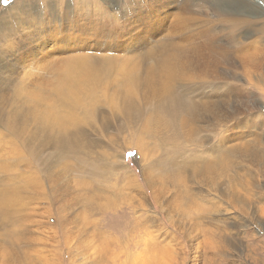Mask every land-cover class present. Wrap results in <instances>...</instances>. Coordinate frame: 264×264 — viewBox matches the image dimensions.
<instances>
[{
	"label": "bare ground",
	"instance_id": "6f19581e",
	"mask_svg": "<svg viewBox=\"0 0 264 264\" xmlns=\"http://www.w3.org/2000/svg\"><path fill=\"white\" fill-rule=\"evenodd\" d=\"M47 1L15 0L3 10V13L0 12V35L6 39L5 44L0 46V60L8 57L9 60L14 59L16 48L13 42L16 36L25 32V28L36 14L34 11L37 10L38 5L46 4ZM117 4L118 0H96L82 6H86L85 10H89L90 7L93 11H102L107 7L114 8ZM160 4L161 8L164 7L163 10H186V7L180 6L177 0H164ZM62 5L61 13L66 18L65 10L68 14L70 6L64 3ZM72 12L74 14L75 10ZM77 13L82 12L77 10ZM186 21H188V17L180 16L174 23L171 22V34L175 32L177 35L184 29ZM138 24L146 29V25ZM26 38L33 39L30 34H27ZM164 47L166 44L158 48ZM183 52V49L172 47L150 54L146 59L152 58L156 64L147 63V68L159 69L163 67L168 75L153 79L152 72L141 75L129 74L122 84L114 89L113 94L102 90L99 87L101 80L92 73L98 66L112 67L111 57L101 59L74 57L60 62L53 60L56 54L51 53L47 56V63L53 60L49 64L47 78L37 76L31 80L29 75L23 76L15 81L17 84H14L12 88L5 86V83L10 82V76L14 72L17 73V69L12 68L10 62L9 67L0 63V126L4 129V132H0V173L11 172L12 168H15L12 171L14 178L6 177L7 179L0 181V184L5 187L0 194V230L4 229L5 223L11 227L6 236L8 238L0 234V264H37V262L38 264H52L51 261L63 264L52 248L54 244H47L30 237V229H25L23 224L25 220L35 218L37 228L45 231L50 240L55 236V231L49 228L48 224L46 228L44 227L41 216L42 208L40 209L34 204V201L42 199L45 194L44 182L42 183L41 179L37 180V176L28 172L31 177H29L30 183H32L30 188L33 191V194H30L32 191H29L30 188L27 187V192L32 197L29 199L27 194L22 192L16 174L20 167L24 169L31 163L29 160H40L49 150L54 151L58 158L69 153L77 155L81 161H87L91 155H95L94 157L104 155L106 161L113 166V163H117L115 161L116 154L113 151L112 153L107 151L108 149L103 151L102 149L105 148L103 143H92L88 133L90 134L93 130L110 133L117 116L121 119L118 124L120 132L128 133L132 137L130 144L138 148L141 159L143 158L145 161V156H154L158 151L160 152L158 159L143 170L146 185L158 198H160V194L156 187L158 183L163 184V178L183 187L185 189L184 197L188 202L193 200V196L207 197L208 191L213 192L214 198L207 202L209 205L201 206L202 224L197 222L198 218L184 210L189 219L188 223L192 226L189 234L192 238L195 239L200 233L205 232V223L216 224L221 229H227L229 222L233 221L234 230H242L245 233L247 227L240 221L242 209L231 203L229 198L237 196L232 193L231 187L241 184L235 177L236 173L244 168L243 163L252 167V170L243 172L244 177L247 174L256 179L260 177L264 183V132H260L255 123L245 120L248 116H259L261 125H264V112H262L264 108L259 102H255L246 110L235 109L228 121L233 128L227 129V144L231 145L227 146L226 141L217 133L215 137L211 134V131L216 132L215 128H218L226 120L223 104L217 102L211 95L201 98L192 96V98L186 99L184 95L176 94L172 85V80L175 78L184 79L191 75L206 82L217 80L220 85H223L222 74L215 75L213 71L220 63V52L217 49L207 58L195 56L177 58L175 56V53ZM262 56H264V45L258 46L255 53L247 55L245 61L248 66L247 76H255L258 84L264 86ZM22 71L19 70L17 74ZM27 87L34 88V91L27 92ZM134 88L143 91L150 89L152 95L154 93L157 95L154 100L146 97L147 104L150 105L148 109L139 104ZM8 94L13 96L11 98L13 107H10V110L5 108L8 102L4 101ZM103 107L109 108L107 110H111L110 112L115 115L113 121H110L109 117H103ZM181 140L194 142L196 149L186 156L185 152L177 151L174 148L170 156L166 151V146L175 147ZM109 141L113 142V139L110 138ZM27 156H30L31 159ZM52 167L53 163L47 170L50 181L53 179ZM163 173L165 174L161 176ZM24 175L21 174V176ZM131 175L128 178L131 191L137 193L138 206L144 208L147 194L139 184L140 182L131 178ZM214 176L218 180L216 185L213 184ZM259 184L260 194H262L264 185L262 182ZM65 185L67 184L65 183ZM190 185L197 186L196 195L191 194L188 190ZM58 187L62 186L58 184ZM72 190L71 193L68 192L69 195L73 194ZM52 191L58 194V189L54 188ZM42 193L43 195H41ZM90 195L91 193L87 196L88 199L85 197L84 205L90 206V209L96 206L95 211H98V207L104 209L102 201H107L109 198L98 194L97 191L95 197L92 195L89 199ZM120 195L122 194H117V196ZM144 202L145 204H142ZM255 209L249 222L253 225L257 221L259 227L264 229V204L256 206ZM155 223L154 216H147L145 225L134 224L125 226L121 230L109 222L107 224L96 223L83 229L81 238L74 236L80 243L79 247L76 246L78 249L74 247L75 245L69 246L71 252L68 253L72 255L69 259L72 264L77 262L78 264H165V257L168 256L167 260L171 264L172 260L181 254L182 249L175 251L171 247H161V242L158 241L161 229L158 225H154ZM196 226L201 227L200 231ZM117 232L125 239H119L116 236ZM213 236L220 239L228 237L223 232H215ZM55 240L52 239L53 242ZM22 243L25 244L24 247L20 245ZM21 248H28L35 252L36 260L26 263L6 260L8 250L13 252ZM193 250L198 254L195 249ZM202 253L204 256L209 254L221 259L220 251L211 245L204 248ZM45 254L50 255L49 260L51 261L42 256Z\"/></svg>",
	"mask_w": 264,
	"mask_h": 264
},
{
	"label": "rangeland",
	"instance_id": "374dc122",
	"mask_svg": "<svg viewBox=\"0 0 264 264\" xmlns=\"http://www.w3.org/2000/svg\"><path fill=\"white\" fill-rule=\"evenodd\" d=\"M93 1L96 0H48V3L38 5L37 10L34 11L36 14L25 28V32L18 34L13 42L16 48L14 59L9 60L8 57L0 60L1 64L8 67L9 62L12 63L11 67L16 68L17 73L23 70L19 74L14 72L10 76V82L5 83V86L12 88L14 84H17L16 80L27 75L31 80L37 76L47 78L49 64L53 60L62 62L74 57L89 59L111 57L112 67L98 66L92 73L101 80L99 87L113 94L114 89L121 85L129 74L141 75L152 72L153 79L166 77L168 74L165 68L148 69L146 65L147 63L156 64L152 58L148 60L146 57L160 49L172 47L183 49V53H175L177 58L184 56L207 58L218 49L220 63L213 71L215 75L222 74L224 84L220 85L217 80L206 82L191 75L184 79L172 80L175 93L184 95L186 99L192 96L201 98L211 95L217 102L222 103L226 120L215 128L216 132L211 131V134L215 137L217 133L226 141V144L227 129L233 128L228 122L229 117L235 109L246 110L255 102H259L264 108V86L258 84L255 76H247L248 66L245 61L247 55L255 53L258 46L264 45V0H177L180 6L186 7L185 11L163 10L164 7L161 8L160 3L164 0H118L116 7H107L102 11H93L90 7L89 10H85L86 6H82ZM14 2L15 0H7L5 3V0H1L0 12L3 13V10ZM62 3L70 6L68 14L65 10L66 18L61 13ZM73 10H75L74 14ZM77 10L82 13H77ZM180 16L188 17V21L177 35L175 32L171 34V22L174 23ZM138 23L146 25V29ZM27 34H30L33 39L28 40ZM5 40V37L0 35V46L5 44ZM164 44L166 47L158 48ZM51 53L56 54V57L47 63V56ZM262 58L264 61V56ZM27 89L32 90H27L29 93L34 91L32 87H27ZM134 90L137 92L139 104L145 109L150 106L147 104L146 97L154 100L157 96L155 93L152 95L150 89L143 91L134 88ZM12 97L8 94L6 99L4 98V101L9 103L6 104V109L10 110V107H13ZM107 109L109 110V108H102L103 117H109V120L113 121L115 115ZM120 120L117 116L110 133L100 130L88 133L92 143H103L105 147L103 151L108 149L107 151L111 153L113 151L116 154L117 157L114 160L117 163H113V166L106 161L104 155L96 156L97 158L91 155L89 157L91 160L88 158L87 161H81L77 155L69 153L58 158L54 151L49 150L45 152L42 159L29 160L31 163L28 165L24 163L27 169L20 167L16 177L20 181L22 192H25L29 199H32L30 194H33V191L30 188L32 183H30L31 177L28 172L37 176V180L41 179L42 183L44 182L45 194L42 193V199L34 201V204L42 208L41 216L44 227L46 228L48 224L49 228L55 231V236L50 240L45 231L37 228L35 218H33L23 222L25 229L29 228L31 231L29 236L47 244L53 243L52 248L63 264H72L69 259L72 256L68 253L71 252L69 246L79 247L80 242L74 236L81 238L83 229L96 223L107 224L109 222L121 230L125 226L134 224L145 225V218L154 216L156 218L154 225H158L161 229L158 237V241L161 242L160 246L171 247L175 251L182 249L181 254L173 259L171 264H264V229L259 227L257 221L253 225L249 222L255 213V207L264 204V190L260 194L259 182L263 185L264 183L260 177L252 178L248 174L244 177L243 172L252 170V167L243 163L244 168L239 170L235 177L241 184L231 187L232 193L237 196L229 198L231 203L242 209L240 221L247 227L245 233L242 230H234L233 221L229 222L227 229H221L216 224L205 223V232L200 233L194 239L189 235L192 226L188 223L189 219L184 210L189 211L190 215L198 218L197 222L202 224L201 206L209 205L207 202L214 198L213 192L208 191L207 197L193 196V200L188 202L184 197L183 187L163 178V184L158 183L156 187L160 194L158 198L146 185L143 170L158 159L160 152L158 151L154 156H145V161L141 159L138 148L130 144L132 137L128 133L120 132L118 126ZM245 120L255 123L258 130L264 132V125H261L259 116H248ZM98 126L100 127V124ZM0 132H4L1 126ZM110 138L113 142L109 141ZM227 146L231 145L227 144ZM174 148L185 152L188 156L196 149V144L181 140L175 147L167 145L166 151L170 156ZM27 157L31 159L30 156ZM52 163L53 179L50 181L47 170ZM14 169L12 168L11 172L0 173V181L7 179L6 177L14 178L12 172ZM21 174L25 175L21 176ZM129 175L138 183L140 182L139 184L147 194L144 208L138 206L137 193L131 191V185L128 182ZM57 183L62 187H58ZM217 183V177L214 176L213 184ZM27 187L32 193L27 192ZM54 188L58 189V194L53 193ZM196 188L197 186L190 185L188 190L191 194H195ZM4 189L5 187L0 184V194ZM89 189L95 191L91 190V192ZM71 190L73 194L69 195ZM96 191L109 198L107 201H102L104 209L98 207V211L94 210L96 206L90 209V206L84 205V200L88 199L89 193H91L90 199L92 195L95 197ZM118 193L122 195L117 196ZM196 228L198 231L201 229L197 226ZM8 230L10 231L11 227L5 223L0 234L8 238L6 237ZM215 232H223L228 237L216 238L213 236ZM116 236L119 239H125L119 232ZM52 239L56 240L53 242ZM20 245L25 246L24 243ZM210 245L220 251L221 259L209 254L203 255L202 250ZM6 255V260H14L17 263L36 260V253L28 248L13 252L8 250ZM42 256L50 259L49 254ZM167 259L168 256L165 257V264H169ZM51 263L57 264L53 261Z\"/></svg>",
	"mask_w": 264,
	"mask_h": 264
},
{
	"label": "snow or ice",
	"instance_id": "6c2138e0",
	"mask_svg": "<svg viewBox=\"0 0 264 264\" xmlns=\"http://www.w3.org/2000/svg\"><path fill=\"white\" fill-rule=\"evenodd\" d=\"M5 3H7V0H5Z\"/></svg>",
	"mask_w": 264,
	"mask_h": 264
}]
</instances>
